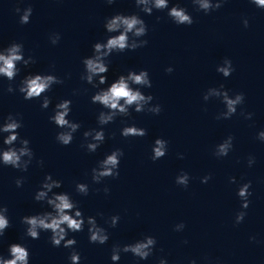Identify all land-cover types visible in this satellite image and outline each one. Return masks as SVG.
Segmentation results:
<instances>
[{
  "label": "clouds",
  "instance_id": "clouds-1",
  "mask_svg": "<svg viewBox=\"0 0 264 264\" xmlns=\"http://www.w3.org/2000/svg\"><path fill=\"white\" fill-rule=\"evenodd\" d=\"M116 0H106L111 5ZM197 11L204 14H210L223 7L226 0H191ZM259 9H264V0H249ZM136 7L146 15H152L153 11L167 10V16L176 25L191 26L194 23L193 16L184 7L176 4L169 7V0H134ZM15 12L19 15V23L25 25L30 23L33 8L29 5L23 9L15 8ZM160 17H157V21ZM242 23L245 28L249 26V20L244 18ZM104 28L109 35L105 41L93 44V54L82 60L84 71L81 74V80L86 81L98 90L91 96L93 104H99L106 111H100L97 116V122L101 126L99 129H89L83 132L84 143L81 147H85L89 153H94L105 141V132L103 126L108 125L120 117H128L131 115L130 110L136 113H151L159 115L162 111L161 106L153 104L154 97L151 94H145L141 89L151 88L152 81L147 70L139 72L129 70L126 75L121 74L107 88H101L107 82L106 73L109 71L108 58L113 53H124L126 51H135L138 48L147 46L148 40L142 39L148 34V26L139 14H123L116 13L105 19ZM61 37L59 33H51L49 35L50 43L56 45ZM35 63V59L29 55L27 58L24 54V45L18 42H12L6 48H0V77L6 78L8 81H14L20 72L18 65L22 64L27 67ZM54 67V65H53ZM232 61L225 58L222 64L218 65L216 71L229 77L234 71ZM166 73H172L174 69L169 66L165 69ZM64 81L54 74H29L25 76L17 87H13L10 83L7 92L13 93L19 91L25 100H34L43 97L41 108L47 109L51 103V99L44 95L49 92L53 85L62 84ZM211 98H217L223 103L224 110L219 112L215 119L228 120L237 113V109L244 103V94H229L223 84L218 87H210L203 94V100L209 101ZM72 101L63 99L55 105L53 114L49 120L59 129L56 135V141L64 146H68L74 139V134L80 129L81 125L68 119L71 112ZM246 120H251L254 113L241 111L240 113ZM23 127L21 114H9L0 122V135L3 136V145L0 147V165L11 167L21 172H27L29 166L35 159V153L30 147V141L21 137L19 129ZM121 136L128 137H144L147 130L137 127L135 124L125 126L121 129ZM114 135V134H113ZM257 139L264 142V130L257 134ZM232 135L227 136L222 142L215 146L213 155L217 158L228 156L233 149ZM168 151V141L163 138H157L152 146L153 161L163 158ZM124 152L120 148L114 149L107 154L104 159L98 161L97 166L91 169L92 182L99 184L106 178H118L121 157ZM183 159V154H178ZM256 160L254 156H249L247 160L248 167H252ZM44 161L38 160L37 164L43 166ZM191 177L187 172L181 171L175 178V183L179 186L187 188ZM211 179L210 175L201 178V183H207ZM230 183H236L235 177H230ZM24 178L19 177L15 180L16 186L22 187ZM62 187V181L54 179L52 174H46L41 182L40 188L35 192L33 199L36 202L46 204L50 210H45L32 215H25L21 218V223L26 226L24 235L33 240L40 238L41 232H50L49 241L53 247H61L72 249L69 254L71 264H80L81 256L75 250L77 241L75 238H68L69 233H77L84 231L87 224L89 242L93 244H106L109 240V234L103 226L97 223L94 216L85 218L80 210L78 203L72 199L67 192H56L54 189ZM251 181L241 184L237 189V196L241 201V210L235 215V224L244 221L247 215L252 196ZM89 185L87 183L77 182L75 191L83 196L89 194ZM99 191V189H97ZM104 193H109L110 189L104 187ZM103 216V213H98ZM120 220L119 215L111 216L106 223L111 227H116ZM11 226L8 218V207L0 204V237H3L6 229ZM185 228L183 222L174 226V231L182 232ZM255 241L256 237H250ZM184 243H187L185 240ZM157 240L154 236L145 235L143 238L131 243L123 245L114 244L111 249V261L116 264L121 259V254H132L138 260H147L154 253ZM30 252L27 246L21 243H12L8 247V257L0 255V264H29ZM158 264H168L166 258H160ZM190 264H196L195 260Z\"/></svg>",
  "mask_w": 264,
  "mask_h": 264
}]
</instances>
